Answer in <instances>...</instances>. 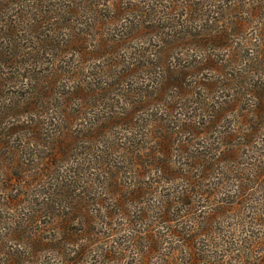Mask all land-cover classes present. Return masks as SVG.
I'll return each instance as SVG.
<instances>
[{"label": "rangeland", "instance_id": "obj_1", "mask_svg": "<svg viewBox=\"0 0 264 264\" xmlns=\"http://www.w3.org/2000/svg\"><path fill=\"white\" fill-rule=\"evenodd\" d=\"M0 264H264V0H0Z\"/></svg>", "mask_w": 264, "mask_h": 264}, {"label": "trees", "instance_id": "obj_2", "mask_svg": "<svg viewBox=\"0 0 264 264\" xmlns=\"http://www.w3.org/2000/svg\"><path fill=\"white\" fill-rule=\"evenodd\" d=\"M236 178H238V177H236ZM246 179V181H249V182H255L254 180H253V178H251V179H249L248 180V178H245ZM250 192H246V193H244V195H246V194H249ZM257 220H259L260 222H263V220H262V218H261V216H258L257 218H256ZM254 247L256 246V245H253ZM201 250H203L202 248H200ZM192 263H199V261L201 260V257L199 256V257H197V258H195V257H193L192 256ZM202 259L204 260V262L206 261L207 262V258H206V256H202Z\"/></svg>", "mask_w": 264, "mask_h": 264}]
</instances>
